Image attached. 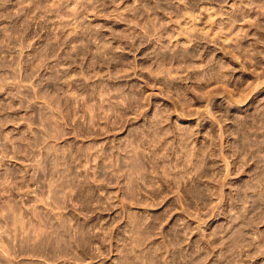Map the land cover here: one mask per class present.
<instances>
[{"label": "rangeland", "instance_id": "rangeland-1", "mask_svg": "<svg viewBox=\"0 0 264 264\" xmlns=\"http://www.w3.org/2000/svg\"><path fill=\"white\" fill-rule=\"evenodd\" d=\"M0 264H264V0H0Z\"/></svg>", "mask_w": 264, "mask_h": 264}]
</instances>
